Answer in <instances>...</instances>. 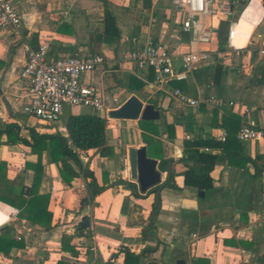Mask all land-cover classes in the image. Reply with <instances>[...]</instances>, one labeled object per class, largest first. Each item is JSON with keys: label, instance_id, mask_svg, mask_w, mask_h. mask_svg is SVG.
I'll return each instance as SVG.
<instances>
[{"label": "crops", "instance_id": "crops-1", "mask_svg": "<svg viewBox=\"0 0 264 264\" xmlns=\"http://www.w3.org/2000/svg\"><path fill=\"white\" fill-rule=\"evenodd\" d=\"M234 1L240 6L234 43L239 50L221 45L217 34L220 23L213 37L212 59L200 64L188 80L166 85L156 82L153 70L126 64L121 55L148 44L164 45L180 66L191 34L183 31V16L175 12L172 0H150L148 5L146 0H11L21 15L23 29L21 35L14 36L0 26V129L17 124L20 137L31 142L29 127L40 134H59L58 127L66 125L69 117L96 114L107 120V141L115 155L101 157L95 149L84 151L87 161L82 162L83 167L93 172L99 187L104 188L84 206L89 200V180L81 176L67 184L59 165L45 152L40 194L51 196L53 229L46 231L19 220V214L13 212L16 208L0 201L9 209L5 216L0 215V228L14 225L12 237L20 236L26 244L9 255L0 252V264H125L122 249L141 255L148 247L154 252L141 264L153 260L161 264H264V173L254 179L255 166L243 160L264 156V139L242 144L233 141L227 148L219 140L223 131H239L249 121L264 130V56L259 54L264 48V0ZM107 8L120 30L118 37L105 32ZM44 37L53 38L49 59L74 55L104 58V64L85 74L82 82L97 87L109 110L115 109L116 97L120 98L119 108L133 95L144 104H153L161 112L160 120L154 121L160 149H153L150 155L142 138L141 120H113L108 113L90 108L66 107L61 123L51 126L24 114L28 99L22 97L20 76L28 51ZM218 68L222 74L217 80ZM175 89L199 100V107L178 100ZM1 141L0 164L6 162L8 176L30 189L33 171L27 165L37 163L38 156L28 145L9 144L7 135ZM195 142L207 145L186 147ZM143 145L148 156L158 160L159 171L161 160H173L171 177L179 189L166 186L157 210L155 193L141 195L128 187L134 185L128 149ZM200 155L218 156V160L211 168ZM190 169L209 177L212 186H185L184 174ZM161 173L165 182L168 171ZM85 216L90 227L82 230ZM64 235L73 236L71 244L78 256L63 251Z\"/></svg>", "mask_w": 264, "mask_h": 264}, {"label": "built area", "instance_id": "built-area-1", "mask_svg": "<svg viewBox=\"0 0 264 264\" xmlns=\"http://www.w3.org/2000/svg\"><path fill=\"white\" fill-rule=\"evenodd\" d=\"M174 10L182 15V29L191 34L189 50L181 56L178 66L174 57L164 45L148 44L140 50L124 51L121 60L126 64H137L140 69L153 70L156 82L170 84L174 81H186L197 67L212 59V42L216 29L223 21H229L227 48L238 51L235 46L240 19H233L236 1L234 0H172ZM0 26L14 36L22 34L23 23L19 11L11 0H0ZM53 38L44 37L40 44L28 51L27 62L21 73L24 94L28 99L23 107L24 114L42 123L56 126L61 123L66 107L90 108L96 113L107 114L110 110L97 87L83 84L85 74L94 72L104 64L101 55H74L60 59H49L48 53ZM264 56V48L259 50ZM174 96L192 107H199V100L189 99L181 89L174 90ZM115 110L119 108L120 98L113 100ZM233 106L234 102H230ZM58 133L67 140L69 147L78 154L82 162L87 161L84 151L74 149L69 137L67 125L58 127ZM190 139L191 136H186ZM228 133L219 136L226 142ZM236 138L241 143L257 142L264 139V130L256 123H244ZM205 151H209L206 148ZM18 215L19 210L14 209ZM22 240V237H17Z\"/></svg>", "mask_w": 264, "mask_h": 264}, {"label": "trees", "instance_id": "trees-1", "mask_svg": "<svg viewBox=\"0 0 264 264\" xmlns=\"http://www.w3.org/2000/svg\"><path fill=\"white\" fill-rule=\"evenodd\" d=\"M150 0H146V5ZM105 32L109 36L118 37L120 30L116 24L115 17L109 10L106 9L104 17ZM229 31V21H223L217 31L221 45H227V33ZM222 68H218L217 80L221 77ZM216 80V81H217ZM140 129L142 130V138L150 149L152 156L153 149H160V144L156 140L159 136V129L154 121H140ZM67 129L70 140L74 149L79 151H88L95 149L101 157H112L115 155L113 147L108 145L106 127L107 120L93 115H77L69 117L67 121ZM27 130L31 135V142L20 137L21 128L17 124H10L5 129H0V145L2 144L3 135H7L9 144H24L32 148V152L38 156V161L35 164H28L27 167L33 171V184L30 189H27L22 183L8 176V164L1 162L0 164V201L4 202L19 210L18 219L25 220L31 225L43 227L46 231L53 229V213L49 210L51 196L49 194H40V186L44 175L43 155L49 151L51 159L59 165V170L62 179L69 185L73 181L83 176L87 182L89 191V200L83 203L88 206L90 201L104 190L99 187L96 177L88 168L83 167V163L78 154L73 152V148L69 147L67 140L59 134H40L35 127H29ZM238 131V130H237ZM237 131L229 132L227 141L222 144L227 148L233 141L239 142L236 138ZM207 145L203 142L187 143L186 147H201ZM202 160L208 164V167H213L218 160V156L200 155ZM245 163L252 162L256 172L253 176L257 179L264 173V156H257L255 159H243ZM167 160H161L160 170L166 172L168 166ZM210 168V169H211ZM207 178V179H206ZM203 178L195 169H190L184 174V185L195 186L199 189H207L212 186V181L206 176ZM135 185V184H134ZM128 185L129 188L136 190V186ZM167 188L179 189L174 177H171ZM155 193V192H154ZM157 201L160 202V196ZM154 206V210L159 208L158 202ZM14 225L4 226L0 228V252L4 255H9L15 248H25L24 240H18L12 237L15 231ZM73 236L64 235L62 238V249L72 253L75 257L79 255L76 247L71 244ZM125 253V264H141L142 260L154 252V249L148 247L141 255L132 254L127 249H122ZM148 264H161L155 260Z\"/></svg>", "mask_w": 264, "mask_h": 264}, {"label": "water", "instance_id": "water-1", "mask_svg": "<svg viewBox=\"0 0 264 264\" xmlns=\"http://www.w3.org/2000/svg\"><path fill=\"white\" fill-rule=\"evenodd\" d=\"M242 3L245 4V2ZM3 102L6 105L8 104L6 99ZM108 118L113 120L158 121L161 118V112L153 104H144L137 96L133 95L120 108L110 110L108 112ZM128 158L130 180L135 184L137 191L141 195L155 192L157 201L161 191L166 188L170 181L173 160L168 162L167 179L165 182H162V173L158 170L159 162L148 156L146 145L140 146L139 148H129ZM201 194L204 195V192H201ZM80 227L82 230L90 227L88 217L85 216L83 218Z\"/></svg>", "mask_w": 264, "mask_h": 264}, {"label": "rangeland", "instance_id": "rangeland-1", "mask_svg": "<svg viewBox=\"0 0 264 264\" xmlns=\"http://www.w3.org/2000/svg\"><path fill=\"white\" fill-rule=\"evenodd\" d=\"M220 1H222V0H220ZM240 6H236L235 7V11H234V15H233V19H235V20H237L238 19V16H239V12H240ZM68 113H70V112H68ZM39 122V121H38ZM41 124H45V123H42V122H40Z\"/></svg>", "mask_w": 264, "mask_h": 264}, {"label": "bare ground", "instance_id": "bare-ground-1", "mask_svg": "<svg viewBox=\"0 0 264 264\" xmlns=\"http://www.w3.org/2000/svg\"><path fill=\"white\" fill-rule=\"evenodd\" d=\"M1 208H3L4 210L2 211ZM8 210H9L8 208L3 207L2 205H0V215L5 216V215H4V212H5V211L7 212Z\"/></svg>", "mask_w": 264, "mask_h": 264}]
</instances>
